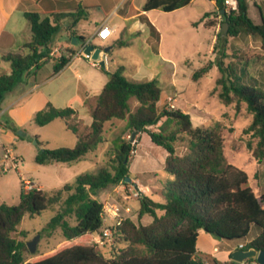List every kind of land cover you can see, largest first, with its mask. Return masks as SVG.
<instances>
[{
    "label": "trees",
    "instance_id": "trees-1",
    "mask_svg": "<svg viewBox=\"0 0 264 264\" xmlns=\"http://www.w3.org/2000/svg\"><path fill=\"white\" fill-rule=\"evenodd\" d=\"M81 0L70 1L65 8L49 13L26 12L32 39L18 53L2 56L10 64L11 71L0 75V109L7 94L13 92L25 75H35L45 64L55 61L53 74L59 73L70 62L64 55L58 59L51 56L54 50V38L63 30V22L71 15L84 17L88 4L100 3L106 13L113 3L119 0ZM193 0H146L143 12L161 10L166 13L185 8ZM218 12L229 25V35L236 36L244 32L259 37L264 50V17L261 23H255L250 17L249 0H237V10L228 12L224 0H215ZM224 10V13H221ZM262 14V13H261ZM151 31L155 28L147 22ZM78 40L83 37L73 35ZM224 34L219 32L214 50H218ZM226 39L224 43H226ZM119 47L127 46L117 40ZM224 57L225 49L220 50ZM221 77L217 85L221 87L219 97L225 105L236 100L237 110L241 104L247 105L253 115L248 128L259 138L254 156L260 163L264 158V91L243 82L245 69L237 73L233 67H225L223 61L217 63ZM212 63L200 68L193 75L198 79L207 73ZM108 76V82L97 97L91 112L89 130L80 134L73 120L76 111L71 106L57 108L51 102L45 103L43 109L35 114L34 121L45 126L56 119L65 122L66 127L77 136L74 147L57 149L40 148L36 163H74L94 152L105 141V124L114 120L126 121V130L130 134L145 132L151 141L163 148L167 156L164 171L168 177L160 189L162 200L140 193L139 219L150 216L152 222L147 225L137 224L125 219L120 226H115L123 240L132 246L142 247L141 252L130 249L113 259L104 258L94 246L86 245L83 239L97 233L102 225V213L107 203L106 194L100 193L109 186L126 183L131 177L130 152L133 149L130 141L117 138L111 152L109 168L97 173L85 172L78 175L72 184H65L48 195L44 190L35 188L22 190L18 204H0V264H204L209 259L212 264H238L230 261L221 263L215 258L201 256L197 251L199 231H204L219 239L245 240L253 225L259 228V234L243 249L255 248L264 250V193L257 195L253 188L247 186V173L230 163L224 156L222 136L203 127H195L189 114L179 109H158L162 97V88L157 79L133 80L125 75L123 66L114 72L100 67ZM135 98L139 106L134 112L130 109V100ZM157 126V131L150 128ZM172 126L175 129H171ZM10 130L19 138L27 134L14 126ZM180 134L188 137V152L177 153L175 143ZM39 145H42L37 140ZM67 194L64 202L74 214L76 224L70 225L63 214L52 218L46 230L61 227L67 243L50 256L27 261L25 252L27 243L14 237L18 226L25 216L33 218L59 203ZM24 234V232H22Z\"/></svg>",
    "mask_w": 264,
    "mask_h": 264
},
{
    "label": "rangeland",
    "instance_id": "rangeland-1",
    "mask_svg": "<svg viewBox=\"0 0 264 264\" xmlns=\"http://www.w3.org/2000/svg\"><path fill=\"white\" fill-rule=\"evenodd\" d=\"M44 0L42 6L46 8L48 2ZM146 0H122L119 6L123 10L119 14L133 17L140 13L142 5ZM108 5V0L105 1ZM250 17L255 23L262 22L264 17V0H249ZM128 5V6H127ZM134 5V7H133ZM137 8V9H136ZM262 13V14H261ZM150 21L157 27L161 35L159 54L158 37L149 36L146 38L145 32L136 18L126 20L122 30L118 32V39L127 43V46L116 48V61L125 67V75L133 80H148L150 77L157 79L162 88V97L158 103V109H168L169 98L175 99L174 109L189 114L195 127H203L218 132L223 138L224 156L228 163L243 169L248 177L247 186L253 188L259 196L264 193V158L259 163L254 150L257 148L259 138L254 132H249L248 128L252 123L253 115L248 111L245 103L241 104L237 110L236 100L230 105H225L219 97L221 87L217 85V80L221 77V72L217 66L219 61H223L225 67H233L237 73L245 69L243 82L264 91V50L259 37L250 36L240 32L236 36H230L229 26L226 33L222 32L223 24L226 23L224 17L218 12L215 0H193L192 3L183 9L166 13L161 10H154L150 13ZM128 17V18H129ZM102 16L99 12H93L86 22L81 24V33L87 39L97 23H101ZM71 21H64L65 27ZM133 32H129L131 28ZM219 32L224 34L218 50H214ZM73 35H67L66 30H62L55 38V46H60L58 52H54L53 59H58L60 55L68 53L62 47L68 43L77 50L81 46V41L73 43ZM226 39V43L224 40ZM129 41H132L130 43ZM129 45V46H128ZM118 46V45H117ZM119 47V46H118ZM225 49V57L220 50ZM212 63L211 69L194 79L193 75L200 68ZM76 68H69L57 80L45 88L51 99L61 106H71L76 108L77 102L70 99L65 103H60L64 98L57 87L68 85V95L70 86L75 81L78 73L82 72L81 64ZM144 68V75L139 78L141 69ZM51 70L52 66L47 64ZM92 70H96L92 68ZM135 70H137L135 72ZM75 95V89H74ZM39 97V92H34L29 96L28 101L33 102ZM73 102V103H72ZM97 102V95L86 101L84 106H78L79 114L73 120L77 125L80 134L89 130L91 123V112ZM6 104V103H5ZM4 104V105H5ZM23 104V103H22ZM2 108L0 124L5 126L6 133H11L9 126H14L19 130H24L27 137L19 139L15 143H8L5 134L0 132V204H18L20 194L23 189V179L34 184V188L40 187L48 195H52L56 190L65 184L74 183L76 177L85 172L97 173L101 169L109 168L111 152L114 150V142L117 138L130 141L133 149L130 152L131 181L120 183L116 186H109L100 193L108 197L107 209L116 205L120 209V215L125 219L143 225L150 224L152 218L143 216L139 219L138 194L143 193L153 197L155 200H162L160 194L161 185L168 177L164 171L166 151L156 146L147 133L139 132L134 137L126 130V121L114 120L105 124V141L94 152L85 156L82 160L74 163H50L47 165L37 164L35 159L40 148L57 149L61 147L72 148L75 146L77 136L66 127L61 119L39 126L35 123V115L17 109ZM139 106L135 98L130 100L131 112ZM80 118V120H78ZM171 129H175L172 126ZM157 131V126L150 128ZM129 135L131 137L129 138ZM37 140L42 143L39 145ZM14 157L19 165V171L10 168L11 161L5 159V149ZM177 153L184 155L188 152V137L180 134L179 140L175 143ZM3 172V169L8 168ZM137 185V189L135 188ZM48 207L40 215L30 218L25 216L14 233L18 240L29 242L37 235L40 239L37 244V251L29 256L41 258L53 255L64 247L73 245L75 242L67 243L61 227L46 230L52 218L57 214H63L64 220L70 225H75L74 214L65 205V198ZM128 210V212L126 211ZM112 214V213H111ZM112 231L111 238L103 237L104 230ZM24 232V234H22ZM197 244L198 252L201 256L216 254L218 258H226L225 252L235 251L241 245L246 246L259 234V228L252 226L248 237L245 240H224L216 238L204 231H200ZM102 237V238H101ZM100 241V242H98ZM86 245L94 246L96 250L106 259L118 257L122 252L130 249L143 251L140 246H132L122 239L119 230L115 228V220L108 216L101 229L83 239ZM217 250L214 251V248ZM207 262L212 264L209 259ZM248 261V260H247Z\"/></svg>",
    "mask_w": 264,
    "mask_h": 264
},
{
    "label": "crops",
    "instance_id": "crops-1",
    "mask_svg": "<svg viewBox=\"0 0 264 264\" xmlns=\"http://www.w3.org/2000/svg\"><path fill=\"white\" fill-rule=\"evenodd\" d=\"M43 1L44 0H0V75L4 73H9L11 71L10 64L4 62L2 60V56L9 53H18L22 51V47L26 43L30 42L32 39L29 23L24 16L26 12L34 11L40 13H49L60 9L61 7L65 8L66 4L70 1L80 2L81 0H51L48 2V6L46 8L42 6ZM121 1L122 0H119L118 2L113 3V7L111 8V10H109L108 13L104 11L105 9L100 3L98 4L91 3L87 5L88 14H86L84 17H76L74 15H71L68 18H66L64 21L66 20L71 21V23L68 24L69 26L67 27H65V24L63 22L64 24L63 30L64 29L66 30L67 35L69 36L75 34L76 36L83 37L85 39L84 41L80 40L81 41L80 48L77 50L74 46L70 47L68 43H66L62 47L64 50L68 52L62 55L66 57L71 56V58L68 65L65 66L64 69H62L57 74H53V65L55 63V61L53 60L47 63L52 66L51 70L46 69L47 64H45V66L41 70H39L37 74L34 75L31 72V74L25 75L22 78V80L19 82L15 90L6 95L4 101L1 104L0 116L2 114L1 111L3 107L5 109H14L19 104L22 103L23 104L17 109L19 110L21 109L23 111V114L29 111L34 115L38 111L43 109L45 103L47 102H51L57 108L69 107V106L63 107L61 106L62 104H57L56 102H54L51 99L50 94L45 91V88H47L48 85L52 84L55 80H57L64 72H66V70H68L69 68H76L79 66L78 64L80 63L81 64L80 66H82V72L77 74L75 86H74V82L71 84L70 95H68V85H65L64 87L63 86L57 87V89H59V91L62 93V97L64 98L63 100H61L60 103H65L67 101H70V99H74L73 101L77 102L76 108L72 107L71 106L72 104L70 106L75 109L76 115H78L79 114L78 106H84V104H86V101L92 96V94L97 95L98 97V95L103 90L106 83L108 82V76L101 71L100 66H94L82 54H79L82 45L88 40L93 39L92 45L94 46L110 47L111 50L106 55L105 69L109 72H114L119 66H123L118 61L115 60L116 59L115 49L122 48L117 46V40H119L118 32L122 30L126 20L128 19L136 18L138 20L141 27L143 28V31L145 32L146 38L155 35L158 37V45H157L158 48L156 54H159L161 35L157 27L149 19V16L151 15L150 13L154 10L143 12L141 9L140 13L134 15L133 17L132 16L129 17L126 15L124 16L123 14H119V11L125 8L123 4L122 7H120L119 9ZM112 2H114V0H112ZM132 4H133V0H132ZM93 12H99L100 16H102V21L101 23L96 24V27L92 30V33L90 34L89 38L86 39L84 35L81 33V30H83L81 24L89 20ZM147 22H149L155 28L154 31L150 30ZM104 23H108L109 25L113 26L114 32L111 34L109 39L105 41H99L95 39V35L99 27ZM134 28L136 27L131 28L129 32H133ZM73 38L75 37L73 36ZM129 42L132 43V41ZM58 48L61 47L54 46L53 51H55V49ZM92 68H95L96 70L93 71ZM136 71L137 70H135V72ZM138 75H140L139 78H142L141 76L144 75V68L141 69V73L140 74L138 73ZM151 79H153V77H150L148 80ZM141 80H143V78L137 81H141ZM74 89H75V95H74ZM36 91L39 92V97H37L36 100H34L33 102L28 101L29 96L33 95L34 92ZM78 120H80V118ZM5 128H6L5 126H2L0 124V132L5 134L8 143L11 144L15 143V141L17 140L16 135L12 131L11 133H6ZM4 149H6L5 146ZM160 185L163 186V183L160 182ZM37 188L41 189L38 186ZM200 233L201 232L199 231L198 240L200 237ZM198 240H197V244H198ZM216 250L217 247L214 248V251ZM232 252L233 250H229L225 252L227 257L223 259L218 258L216 254L211 253L208 255L215 258L221 263H225L231 261ZM25 258L27 261L37 259L35 257L29 256L28 253L26 252H25Z\"/></svg>",
    "mask_w": 264,
    "mask_h": 264
},
{
    "label": "built area",
    "instance_id": "built-area-1",
    "mask_svg": "<svg viewBox=\"0 0 264 264\" xmlns=\"http://www.w3.org/2000/svg\"><path fill=\"white\" fill-rule=\"evenodd\" d=\"M224 5L228 9V12H230V11L237 10L238 3H237V0H224ZM113 32H114V27L109 25L108 23H104L99 27V29L95 35V39H97L99 41H105V40L109 39V37L111 36V34ZM92 40L93 39H90L87 42H85L82 45L81 50L79 52V54H82L87 60H89V57L83 53V50L86 48V46L92 45ZM54 52H58V49H55V51H53L51 53V56L54 55ZM93 65L99 66L96 64H93ZM168 100H169V106H170L169 108L174 109L173 102H175V99L170 97ZM130 137H131V135H129V138ZM5 159H8L11 161V167L10 168L19 171L18 163L15 161L14 157L12 156V154L9 152L8 149H5ZM8 169H9V167L3 169V172L7 171ZM23 189L25 192L31 191V190L35 189L34 184L32 182H30L29 180L23 179ZM126 211L128 212V210H126ZM108 216L115 220V226L121 225L123 218L120 215V209L118 206L114 205V206H112L111 209H107V206H105L103 213H102V220L105 221V219H107ZM111 236H112V231L110 229L104 230L103 237L109 239V238H111ZM98 242H100V241H98ZM243 247H244L243 245L240 246V248H243ZM204 264H210V263L205 261ZM238 264H258V263L255 260H248V261L246 260V261H244L242 263H238Z\"/></svg>",
    "mask_w": 264,
    "mask_h": 264
},
{
    "label": "water",
    "instance_id": "water-1",
    "mask_svg": "<svg viewBox=\"0 0 264 264\" xmlns=\"http://www.w3.org/2000/svg\"><path fill=\"white\" fill-rule=\"evenodd\" d=\"M225 11L222 10L221 13H224ZM228 23L223 24L222 32L226 33L228 29ZM73 43L77 44L78 39L73 38ZM111 50L110 47H97L94 45H88L83 50V53L89 57V60L91 63L99 65L100 67L105 68L106 67V55ZM137 133L133 134V137ZM131 179L128 178L127 182H130ZM135 188L137 189V185H135ZM40 239V235H37L32 241L27 242L28 250L33 254L37 251V244ZM246 260H255L258 264H264V250H257L255 248H238L231 254V261L242 263Z\"/></svg>",
    "mask_w": 264,
    "mask_h": 264
}]
</instances>
